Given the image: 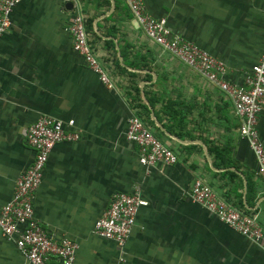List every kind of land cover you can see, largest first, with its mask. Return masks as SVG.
I'll list each match as a JSON object with an SVG mask.
<instances>
[{
	"label": "crops",
	"instance_id": "0c3cea01",
	"mask_svg": "<svg viewBox=\"0 0 264 264\" xmlns=\"http://www.w3.org/2000/svg\"><path fill=\"white\" fill-rule=\"evenodd\" d=\"M142 1L173 33L222 60L232 82L241 83L263 51L264 0ZM75 12L110 88L72 49L65 27ZM9 19L0 36V204L32 159L29 124L39 114L72 118L79 138L50 150L32 209L54 238L76 243L73 264H264V246L190 196L200 179L264 230V178L215 86L149 40L123 0H20ZM130 116L177 162L142 167L123 137ZM257 132L264 148V105ZM134 187L145 204L125 243L96 237L93 222L113 194ZM0 264H27L1 236Z\"/></svg>",
	"mask_w": 264,
	"mask_h": 264
},
{
	"label": "built area",
	"instance_id": "2783aa9c",
	"mask_svg": "<svg viewBox=\"0 0 264 264\" xmlns=\"http://www.w3.org/2000/svg\"><path fill=\"white\" fill-rule=\"evenodd\" d=\"M19 1L0 0V36L8 30L10 12ZM61 1L69 3L73 0ZM123 2L149 40L215 86L229 100L239 121L238 134L246 141L257 171L264 178V148L257 132L258 114L264 105V48L258 60L243 74L241 83H235L225 77L222 60L173 33L164 18H154L146 12L142 0ZM65 30L71 38L73 51L80 56L84 66L97 76L102 85L110 88L112 84L92 52L78 13L72 15ZM123 137L135 146L137 162L144 168L177 162L176 154L153 135L137 116H130L126 120ZM78 138L79 133L72 118L64 120L39 114L26 129L25 140L33 156L26 169L16 177L9 201L0 204V236L13 242L27 264L74 262L76 243L64 236L56 239L48 233L33 215L32 199L52 147ZM189 192L195 204L241 236L264 246V230L253 216L225 202L200 179L192 181ZM144 204L136 187L129 192L113 194L109 204L94 220L93 234L121 247L129 237L138 208ZM51 259L54 263H51Z\"/></svg>",
	"mask_w": 264,
	"mask_h": 264
},
{
	"label": "trees",
	"instance_id": "16d2710c",
	"mask_svg": "<svg viewBox=\"0 0 264 264\" xmlns=\"http://www.w3.org/2000/svg\"><path fill=\"white\" fill-rule=\"evenodd\" d=\"M238 210V209H237ZM240 211V210H239ZM240 212H242V211H240ZM242 213H244V214H247V213H245V212H242Z\"/></svg>",
	"mask_w": 264,
	"mask_h": 264
},
{
	"label": "water",
	"instance_id": "95a60500",
	"mask_svg": "<svg viewBox=\"0 0 264 264\" xmlns=\"http://www.w3.org/2000/svg\"><path fill=\"white\" fill-rule=\"evenodd\" d=\"M68 5V7H70V4H67Z\"/></svg>",
	"mask_w": 264,
	"mask_h": 264
}]
</instances>
